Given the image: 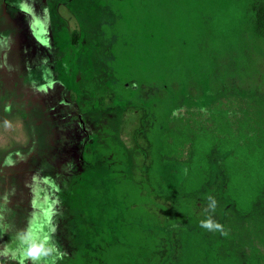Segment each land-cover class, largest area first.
<instances>
[{
    "label": "rangeland",
    "instance_id": "rangeland-1",
    "mask_svg": "<svg viewBox=\"0 0 264 264\" xmlns=\"http://www.w3.org/2000/svg\"><path fill=\"white\" fill-rule=\"evenodd\" d=\"M254 2L0 0L1 259L91 264L120 245L128 254L109 264H213L251 248L264 264ZM218 99L240 124L170 130L181 127L175 110ZM161 140L168 154L192 150L191 178L160 163ZM115 148L126 154L119 171Z\"/></svg>",
    "mask_w": 264,
    "mask_h": 264
},
{
    "label": "trees",
    "instance_id": "trees-1",
    "mask_svg": "<svg viewBox=\"0 0 264 264\" xmlns=\"http://www.w3.org/2000/svg\"><path fill=\"white\" fill-rule=\"evenodd\" d=\"M248 31H249V35L251 37H254V39H264V0H255V2L252 4L251 6V15H250V22H248ZM228 100V99H226ZM225 101V99L220 100L218 99L215 103H212L211 105L207 106V107H203V108H197V107H183V108H179L177 110H175V112L173 114H177V115H173L175 118H178L177 121H175L176 123L178 122L179 125H181V127L178 126H167L166 129L173 130L175 129V131H179L180 129L185 130L184 128H182L183 126V122L185 121L188 123V125L186 126L190 131H192L194 133V135L196 136L198 133L203 132V133H209L213 127V125H209V124H205L209 121H211V124H214V122L216 123L217 121L223 120L225 122V124H229L231 123L233 120H235V122L237 124H240L243 120V115L239 114L240 112H236L234 113V110L232 109H223L224 105L223 102ZM172 115V114H171ZM184 115L187 116V119H184ZM167 118V117H166ZM214 118H217L216 121H213ZM197 119V121H196ZM167 121V119H166ZM195 122V123H194ZM239 131L241 130L240 126H237ZM250 131H254L255 129L253 128V126L249 127ZM240 134H243L242 132ZM162 142V140H161ZM172 144L175 146L174 141L172 142ZM164 143L162 142V152L159 154V161L161 164L164 163H177V164H183L187 167V180L189 178H191V173H192V169H193V161H194V157L195 155H193L192 150L189 148L188 149V153L186 156L183 157H178L177 155H173V154H168L165 150H164ZM167 145V144H165ZM113 154L111 155V157L116 161V168L117 171L123 169V164L119 163V161H122L126 158V154L125 152L120 149V148H115L113 150ZM177 151H175L174 153H176ZM189 154V155H188ZM213 157L210 156L211 160ZM218 161V165L219 168L221 170V172L224 175V183L226 182V180H228V177L226 176L227 174L224 172V170H226V166L223 163L222 159H217ZM210 169V167H208ZM208 173V171H207ZM207 173L203 176H208ZM119 183L117 185V187L120 184H123V182H127V179L122 177L119 173ZM227 178V179H226ZM130 185V184H129ZM183 189H185V185L183 186ZM129 190V196H133V188L128 189ZM225 193V192H224ZM258 228V227H256ZM259 231L256 229V232ZM230 237H226L227 238H231L233 235H230ZM232 241L234 242V248L237 246L235 244V238L232 239ZM125 248L118 245V246H113V247H107L104 246L101 253H99L98 255V259L94 260L91 262V264H109L111 262V260H114L115 257L116 258H124L127 254L128 251L124 250ZM249 255H246L245 253H242L241 255L237 256H233L234 257V261L232 260L231 257L228 258H224V259H220V258H216L215 254L210 256V260H213V264H261L260 259L258 258V255H262L263 253H258V250H256L255 248H251V250L248 251ZM237 256V258H236ZM257 257V258H255ZM262 257V256H260ZM214 258V259H213ZM237 260V261H235ZM0 264H21L17 261H8L5 259H1L0 258Z\"/></svg>",
    "mask_w": 264,
    "mask_h": 264
},
{
    "label": "clouds",
    "instance_id": "clouds-1",
    "mask_svg": "<svg viewBox=\"0 0 264 264\" xmlns=\"http://www.w3.org/2000/svg\"><path fill=\"white\" fill-rule=\"evenodd\" d=\"M207 226L210 227L211 225H207ZM27 255L31 258H35V256L37 255V250L36 249H28ZM21 264H23V262H21Z\"/></svg>",
    "mask_w": 264,
    "mask_h": 264
}]
</instances>
